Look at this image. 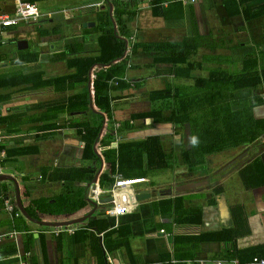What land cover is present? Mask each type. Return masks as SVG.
I'll return each instance as SVG.
<instances>
[{"label": "crops", "instance_id": "0c3cea01", "mask_svg": "<svg viewBox=\"0 0 264 264\" xmlns=\"http://www.w3.org/2000/svg\"><path fill=\"white\" fill-rule=\"evenodd\" d=\"M23 1L37 6L38 18L0 28V44L17 39L18 46L12 57L0 49V68L10 62L24 69L0 70V175L17 180L29 216L18 206L16 183L1 179L0 264H229L234 259L251 264L254 256L264 258V182L247 187L239 176L240 168L259 156L264 168V136L259 145L246 148L245 157L239 156L243 145L225 149L192 172L183 162L181 168L166 172L167 178L156 180V173L168 169L145 171L149 168L143 145H137L162 136L163 147L182 157L184 147H176L183 143L179 141L184 133L152 118L132 120L127 127L132 114L152 107L151 90L174 85L167 64L144 73L154 66L144 47L191 40L193 76L196 71V76L209 77L234 66L243 71L246 62L234 57L241 54L242 41L264 43V0H122L135 12L130 44L138 43L139 52L126 71L134 83L111 92L113 118L103 112L99 129L94 113L68 109L76 92L72 88L83 87L63 78L51 81L75 72L67 61L77 50L99 51L95 26L108 16L116 22V0ZM39 4H49L46 14ZM16 7L17 0H0V16H14ZM32 23L39 25L31 27ZM30 42L36 43L35 50ZM75 43L80 46L75 48ZM130 51L126 44L122 56ZM251 62L257 66V59ZM174 82L178 88L192 84L185 78ZM259 89L264 92L262 85ZM76 103H83V97ZM95 108L101 111L96 102ZM257 114L263 117L264 110ZM163 128L165 134L151 131ZM106 133L110 136L104 138ZM231 150H235L231 158L221 159ZM237 156L244 161L226 162ZM143 176L145 182L131 187L115 185L121 177ZM192 182L193 186L182 187ZM122 195L128 197V211L109 214L106 210Z\"/></svg>", "mask_w": 264, "mask_h": 264}, {"label": "trees", "instance_id": "16d2710c", "mask_svg": "<svg viewBox=\"0 0 264 264\" xmlns=\"http://www.w3.org/2000/svg\"><path fill=\"white\" fill-rule=\"evenodd\" d=\"M162 1L163 0H161V2ZM115 13L116 22L119 26L118 29H120L121 33L120 35L124 38H120L116 35L113 21L111 17L108 16L107 19L99 22L95 26L100 33L98 38L99 51L94 54H87L77 50L74 52L75 55L67 61L68 66L75 69V72L68 76L55 78L51 81H59L63 78L69 81L73 80L76 84L79 83L81 87H83L82 90L72 88V90L74 89L76 92L72 94L68 109L87 111L97 115V129L101 127L104 115L92 111L89 107L88 74L90 67L96 62L108 64L112 60L119 59L108 67H101L97 70L96 77L94 78L95 102L100 106L101 111L106 113L110 119L113 118V108L111 104L113 98L111 92L116 89L124 90L131 87V84L134 83L132 78H126V71L129 64L128 62L132 59V56L139 52V44L134 42L130 44L131 51L126 56H122L126 50L125 38L129 39L134 36L130 23L135 16V12L127 8L126 2L116 0ZM158 13L165 14L166 10L159 9ZM190 42L191 40H184L181 42H158L144 47L143 52L152 56V63L154 65H169L171 73L175 78L194 79V95L197 90V95H199L198 97H200V99L196 98L197 101L195 105L192 103H183L185 95L183 90L185 87L178 88L172 85V83L167 84L165 88L153 89L149 93L152 107L149 110L132 114L127 127H131L132 124L130 122L132 120L136 121L152 118L155 123L170 124L174 128L178 127L177 123H180L182 129L184 125H187L186 127L189 128L188 131L190 132L191 127L199 128L201 123L196 118H191L194 116L192 110L194 113H196V110H204L203 113L205 117L207 119H213L203 120V134L198 136L196 133L195 135L197 140L202 141V143H197L196 149L193 150L192 147L187 145L188 147L183 148L181 153V158L187 166V170L192 172L194 170V161L192 160L193 153L201 158V161L198 160V164H202L206 162L202 161V153L206 156L214 152H221L225 149H233L241 145L252 144L264 136V116L259 117L254 115L257 107L264 106V97H256V93H258L257 91L260 87H258V85L262 82V79L258 76L256 65L251 61L244 62L245 68L243 71L237 73L215 70L209 77L193 76L194 72L191 65L194 63V60H192L193 52ZM74 45L75 48L76 46H80V44L76 43ZM1 82L0 80V83ZM3 83H9V81L4 80ZM190 86H192V84L188 85V87ZM244 90L248 91L246 96L243 94ZM79 97H83V103H76V98ZM228 98L232 99L233 104L223 101ZM193 107H195V109ZM216 120H222L227 135L220 137L222 134L220 135L217 133V141H212L211 134L209 133L210 126H212V122ZM110 127L112 126L110 125ZM96 134L97 132L94 133L95 136ZM107 136H110L109 133H106L104 138ZM161 140V136L156 135L146 139L145 142H143L144 144L137 145L138 147L139 145H143V155L147 160V166L149 168L145 171H159L173 168L174 159L177 158L176 153L165 152ZM123 145L125 146L124 143H122V146ZM131 151L134 150L131 148ZM261 162L259 156L251 163L240 168V178L247 187H252L264 182V168Z\"/></svg>", "mask_w": 264, "mask_h": 264}, {"label": "rangeland", "instance_id": "374dc122", "mask_svg": "<svg viewBox=\"0 0 264 264\" xmlns=\"http://www.w3.org/2000/svg\"><path fill=\"white\" fill-rule=\"evenodd\" d=\"M40 5V7H41V10H40V12L42 13V14H46L47 13V11L46 10H48L50 7H49V4L48 5H42V4H39ZM85 16V14H81L80 15V17H84ZM44 17H45V15H43L42 16V18H41V20L43 21L44 20ZM24 23V22H23ZM44 27L45 26H47L48 24L44 21V22H42L41 23ZM37 25H39L38 23H32L31 24V27H35V26H37ZM216 41V40H215ZM131 42V41H130ZM216 44L217 43H220V42H215ZM242 43H244V44H242ZM233 44H236L235 43V41L233 42ZM240 45H244L243 46V49L241 50V54H239L237 57H234V60L235 59H237V61H239V62H246V60L247 61H255L256 62V59H257V61H258V63H260V64H258L257 63V66H256V69H257V73H258V76H260V78L262 79V82L258 85V87L259 88H261V85L264 87V82H263V78H264V43H262V42H258V41H242V42H240ZM0 49L2 50V52H7L8 53V56H10V55H12V56H14L15 55V53H16V51H17V49H18V46H17V39H11L8 43H6V44H0ZM30 49L31 50H35L36 49V43L35 42H30ZM12 56H10V57H12ZM10 57L8 58V61H10ZM222 60H224V58H222ZM225 60H226V58H225ZM4 64V63H3ZM31 66H30V69L32 68V64H30ZM157 68H158V66L157 65H154V66H152V67H149V68H147L146 70H145V74L147 75L148 73H154V72H156V70H157ZM0 70H1V72H4V71H7V72H10V73H15V72H18V71H20V70H24L23 68H22V64H19V63H10V62H8L7 63V66L6 67H2V68H0ZM236 70H238V68L237 67H230V70H229V72H233V73H237V72H239V71H236ZM132 73H134V70H131L130 72L128 71V74H129V77H132ZM200 73H201V71H200ZM205 74V73H204ZM197 75V73H196V71H195V76ZM172 82H173V84H174V86L175 85H177V83H175L174 81L176 80V78L173 76L172 77ZM191 83H192V86H190V87H188V85H190V83H188V84H186V86H184L185 88H184V90H183V93H185V95H184V102L183 103H192L193 105H195L196 104V101H197V99L196 98H198V99H200V97H198L199 95H197V90H196V94L194 95V85H195V80L193 79H191ZM192 88V89H191ZM258 93H256V97H261V95L260 94H263L264 92H263V90H261V89H258V91H257ZM263 92V93H262ZM247 93H248V91L247 90H244L243 91V94L246 96L247 95ZM264 97V96H263ZM249 99V98H248ZM224 102H230V103H232L233 104V101H232V99L231 98H228V99H226V100H223ZM243 101H245V100H243ZM248 101V100H247ZM219 103H221L220 101H218ZM231 104V105H232ZM149 108V107H148ZM194 109H195V107H193ZM142 109H147V108H142ZM203 111L204 110H196V113H194L193 112V110H192V113L194 114V116H192L191 118H196L198 121H200L201 123H200V126H199V128H195V127H191V129H190V132L188 131L189 130V128H187L185 125H184V128L182 129L181 128V125H180V123H177L178 124V129H179V131L182 133H184L183 134V136H180L181 137V140L179 141V142H183L182 144H180V145H178L177 147H176V149H180V148H186V147H188L187 145H189L190 147H192V150L193 149H196V146H193L192 144H191V142H190V140H191V138L193 137V136H195L196 135V133H197V135L199 136V135H202L203 134V128H204V124L202 123V121L203 120H208L206 117H205V115H204V113H203ZM255 114L254 115H256L257 116V114H256V112H254ZM198 114V115H197ZM203 116V117H202ZM213 119V118H212ZM212 119H209V120H212ZM143 120H145V119H143ZM185 123H187V122H185ZM184 123V124H185ZM164 126H168V124H165ZM169 130H173V126L172 125H169ZM157 129V128H156ZM167 128H163V131H155V130H151L152 132H157V133H164L165 134V132L167 131L166 130ZM169 130H168V134H169ZM187 130V131H186ZM170 131V132H171ZM218 131V132H217ZM190 133H191V136H190ZM211 135V137H212V141L214 140H216L217 141V138L218 137H216V135H217V133H219L221 136L220 137H222V136H224V135H227V132H226V128H225V126H224V124H223V122H222V120H219V121H214V122H212V126H210V132H209ZM162 137V136H161ZM174 139L175 140H177L176 139V137H174ZM174 140V141H175ZM260 140V139H259ZM259 140H257L256 142H254V143H250V144H246V146H248V147H250V145H251V147H255V145H257L258 143H259ZM261 142V141H260ZM190 143V144H189ZM198 143L199 144H201L202 143V141H198ZM167 148L165 147L164 148V150H165V152H168L167 150H166ZM180 151V150H179ZM233 151H235V150H231V151H227L226 153L224 152L223 154H222V157L223 158H221V159H223L224 160V158H231V157H229V156H233V154H235V153H233ZM230 152H231V155H230ZM176 154H177V158L176 159H174V163H173V169H176V168H181V166H182V164H183V160H182V158L179 156V154H178V151L176 150ZM213 155H210V154H208V155H204V153H202L201 155H202V161H206V159H208V156H217V152H214V153H212ZM196 154L195 153H193L192 154V160L194 161V164H193V167L194 168H197L198 166H200V165H202V164H198V160H200L201 161V158L200 157H197V155L195 156ZM218 159V158H217ZM235 158H233V159H228L229 161H226V162H228V164L229 163H231L233 160H234ZM218 161H222V160H218ZM222 162H224V161H222ZM196 165H197V167H196ZM226 165H227V163H226ZM187 167V166H186ZM171 170L172 169H168V170H165V171H162V172H158V171H156V172H158V173H156V175H154V174H151L152 176L154 175L155 177H156V180H159L158 178L159 177H162V176H164V177H166L167 178V175L169 176V174L168 173H166V172H169V173H171ZM184 170V169H183ZM7 171V170H6ZM161 171V170H160ZM166 173V174H165ZM240 176V175H239Z\"/></svg>", "mask_w": 264, "mask_h": 264}, {"label": "built area", "instance_id": "2783aa9c", "mask_svg": "<svg viewBox=\"0 0 264 264\" xmlns=\"http://www.w3.org/2000/svg\"><path fill=\"white\" fill-rule=\"evenodd\" d=\"M39 9L37 6L30 2H25L23 0H17V7L15 11L14 16H8V15H1L0 16V28L4 26H10L17 24L20 21H31L36 20L39 16ZM130 41H134V37L127 39V47L128 51L131 48ZM3 138L0 135V142H2ZM139 179L144 178H119L116 180V186L117 187H131L133 185L134 180L140 181ZM132 181V182H130ZM128 197L126 195H122L121 199L118 201H115V204L112 207H109L106 211L109 214H122L128 211L127 207ZM7 208L9 210L13 209V205L7 200L6 202ZM163 231V230H161ZM3 239V235H0V241ZM251 264H264V258L259 256H254L253 259L250 262ZM217 264H223V262L219 261ZM229 264H239L238 260H231L229 261Z\"/></svg>", "mask_w": 264, "mask_h": 264}, {"label": "water", "instance_id": "95a60500", "mask_svg": "<svg viewBox=\"0 0 264 264\" xmlns=\"http://www.w3.org/2000/svg\"><path fill=\"white\" fill-rule=\"evenodd\" d=\"M112 11V10H111ZM113 20V23H114V31L116 33V35L120 38H124L123 36H121L118 32V27L116 25V22L114 21V19L112 18ZM87 25V24H86ZM90 25H94V22L90 23ZM125 41H126V44H127V39L125 38ZM21 43V42H20ZM19 43V44H20ZM20 47H22L20 45ZM102 66H105V65H102L100 63H94L90 69H89V74H88V90H89V95H90V107L92 108V110L94 111H97L96 108H95V97H94V88H93V76H94V71L101 68ZM264 106H259L255 109V112L256 114L258 113V110L261 109L263 111V108ZM97 112H100L101 114L104 115L103 112L101 111H97ZM258 115V114H257ZM1 179H11L13 180L15 183H16V190H17V203H18V206L19 208L23 211V213L27 216H29L26 212V210L24 209V206L22 204V200H21V195H20V189H19V185H18V182L17 180L12 176V175H8V174H1L0 175V180ZM195 183H187V184H184L182 185V187L184 188H187L188 186H193Z\"/></svg>", "mask_w": 264, "mask_h": 264}, {"label": "flooded vegetation", "instance_id": "af4514ba", "mask_svg": "<svg viewBox=\"0 0 264 264\" xmlns=\"http://www.w3.org/2000/svg\"><path fill=\"white\" fill-rule=\"evenodd\" d=\"M262 143H264V142H262ZM260 144V142L257 144V145H259ZM256 146V145H255ZM242 148L239 150V153H240V155L239 156H241V155H244V157L247 155L246 153L248 152V150L249 149H246V148H248V146H246V145H243V146H241ZM250 147H251V145H250ZM239 156H237L231 163H232V165H236V164H238V163H240L241 161H244V159L242 160V159H239ZM251 158V157H250ZM249 158V160H252V158L250 159Z\"/></svg>", "mask_w": 264, "mask_h": 264}, {"label": "bare ground", "instance_id": "6f19581e", "mask_svg": "<svg viewBox=\"0 0 264 264\" xmlns=\"http://www.w3.org/2000/svg\"><path fill=\"white\" fill-rule=\"evenodd\" d=\"M122 178H137V177H122ZM138 178H144V179H139L140 181L134 180V181H136V182H134L133 185H134V184H140V183H143V182H145V180H146L145 177H138ZM130 182H132V181H130Z\"/></svg>", "mask_w": 264, "mask_h": 264}, {"label": "clouds", "instance_id": "9594fccd", "mask_svg": "<svg viewBox=\"0 0 264 264\" xmlns=\"http://www.w3.org/2000/svg\"><path fill=\"white\" fill-rule=\"evenodd\" d=\"M190 142L193 146H196V144L198 143L197 137L193 136Z\"/></svg>", "mask_w": 264, "mask_h": 264}]
</instances>
